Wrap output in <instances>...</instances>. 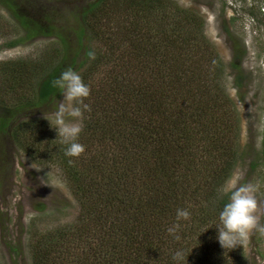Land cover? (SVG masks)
I'll return each mask as SVG.
<instances>
[{"label":"trees","instance_id":"obj_1","mask_svg":"<svg viewBox=\"0 0 264 264\" xmlns=\"http://www.w3.org/2000/svg\"><path fill=\"white\" fill-rule=\"evenodd\" d=\"M117 1L124 17L118 30L126 34L116 47L121 50L126 45L128 52L124 49L119 54L112 49L103 63L100 58L104 55L96 58L90 48L85 54L94 64L82 61L80 65L87 66L80 73L84 83L99 68L107 69V82L98 96H91L98 102L90 107L103 109L111 118L91 120L84 132L94 137L97 130L113 144L105 143L97 159L84 164L88 168L84 179L68 166L64 145L54 153L58 159L63 157L64 177L74 188L79 211L68 225L30 238L31 264H175L171 257L177 249L188 254L186 264H246L241 243L224 249L216 239L219 212L230 196L222 190L236 159V136L230 137L236 120L235 111L230 110L233 103L218 80L217 72L223 73V67L204 35V23L195 13L172 8L173 3L166 0H95L81 13L80 46L82 31L93 30L88 19L99 24L97 32L109 31L112 17L104 23L97 20L98 13L107 12ZM19 20L27 37L53 33V26L25 16ZM89 35L87 40H97L95 32ZM56 37L62 40L64 51L69 49L61 32ZM146 45L150 51L145 50ZM149 54L156 57L151 63ZM159 54L164 57L157 59ZM206 60L214 61L213 69ZM203 63L210 72H201ZM60 68V63L41 68L39 104L58 95L52 81ZM144 71H150L147 77ZM179 98L187 111L173 116ZM8 121L9 117L0 119L1 131ZM21 126L13 127V138L22 132ZM200 175L206 177L201 186ZM177 208H188L191 213L182 222L180 240L166 232ZM226 253L230 260L224 257Z\"/></svg>","mask_w":264,"mask_h":264},{"label":"rangeland","instance_id":"obj_2","mask_svg":"<svg viewBox=\"0 0 264 264\" xmlns=\"http://www.w3.org/2000/svg\"><path fill=\"white\" fill-rule=\"evenodd\" d=\"M94 1L0 0V119L9 117L7 127L0 130V264H31L27 246L30 238L48 229L68 225L78 215L74 188L64 177L67 174L63 157H55L62 144L59 137L56 138L55 129L44 118L54 111L55 103L62 96L58 93L49 102L39 104L38 85L42 80V67L60 63L61 72L66 65L79 74L83 72L87 66L80 67L82 61L94 64L85 54L90 48L95 52L94 57L104 55L100 58L103 63L107 52L112 49L119 54L125 50L128 52L126 45L121 50L116 47L126 34L118 30V24L124 21L119 1L107 12L98 13L97 20L102 19L104 23L112 17L109 31L103 28L102 32H97L99 24L88 19L89 28L93 30L82 31L81 46L78 43L82 10ZM166 1L173 3L172 8L195 13L202 19L204 35L220 58L223 73L217 72L218 66L215 72L220 86L226 88V97L233 103L230 110L235 111L236 130L230 137L236 136L237 150L231 177L224 184L222 193L231 194V185L237 176L241 177L239 183L256 184L257 212L264 223V0ZM22 16L43 26H53V33L49 36L34 33L27 37V30L19 20ZM92 31L97 40L89 41L86 35L90 34V38ZM59 32L69 46L66 51L62 40L56 37ZM145 50L150 51L148 45ZM130 54L134 55L129 50ZM160 54L157 59L164 57ZM155 59L149 54V63ZM205 64L213 69L215 63L206 60ZM204 67V63L201 64L202 73L210 72ZM106 72L107 69L99 68L86 83L91 89L86 100L90 106L98 102L92 99L107 82ZM144 72L147 77L150 71ZM182 102L179 98L173 116L179 115V111H187ZM103 114V109L97 107L85 113L83 131L78 138L85 151L79 157H69L72 162H68L79 179L85 178V169L88 168L84 164L88 160L94 161L105 143L113 144L111 139L102 138L97 130L91 129L95 132L94 137L84 132L89 129L87 126L91 120L107 121L111 118ZM14 126H21L22 132L17 139L11 134ZM111 151L114 155L113 147ZM32 154L34 158L30 156ZM50 157L53 160L47 162ZM217 164L222 165V162ZM202 179H206L205 175H200L199 186ZM241 244L246 264H264V234L252 231ZM209 253H213L211 249ZM224 257L231 259L227 253Z\"/></svg>","mask_w":264,"mask_h":264},{"label":"clouds","instance_id":"obj_3","mask_svg":"<svg viewBox=\"0 0 264 264\" xmlns=\"http://www.w3.org/2000/svg\"><path fill=\"white\" fill-rule=\"evenodd\" d=\"M52 86L58 89L62 99L57 100L54 111L44 118L55 129L56 138L59 137L60 143L65 146L64 155L79 157L85 151L78 138L83 131L85 113L91 111L90 104L86 103L91 89L71 67L54 78ZM240 178L237 176L232 182L228 202L219 212V223L215 225L216 239L224 249L239 245L252 231L264 234V223L257 212L258 186L252 182L239 183ZM190 216L188 208H177L174 221L166 228L167 234L174 240H180L182 222L188 221ZM187 256L183 249H177L171 259L175 264H186Z\"/></svg>","mask_w":264,"mask_h":264}]
</instances>
